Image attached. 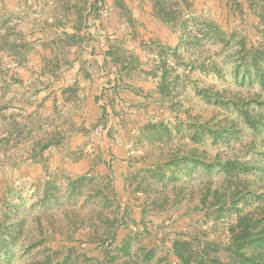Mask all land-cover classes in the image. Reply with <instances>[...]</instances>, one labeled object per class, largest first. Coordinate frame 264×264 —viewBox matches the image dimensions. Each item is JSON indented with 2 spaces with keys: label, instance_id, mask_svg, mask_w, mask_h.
Here are the masks:
<instances>
[{
  "label": "rangeland",
  "instance_id": "obj_1",
  "mask_svg": "<svg viewBox=\"0 0 264 264\" xmlns=\"http://www.w3.org/2000/svg\"><path fill=\"white\" fill-rule=\"evenodd\" d=\"M50 1L0 0V220L4 212L8 214L7 223L23 216L26 224L36 229L34 217L42 213L37 199L42 193L47 168L61 195L49 206L55 225L71 229L75 218L82 219L85 226L97 222L101 216L117 220L114 239H104L102 244L101 240L100 243L89 241L85 229L77 230L72 240L57 232L50 233L44 246L60 249L57 260L64 255V247L75 246L89 256L84 262L79 260L82 264H108L105 258L116 254L117 247L130 237L132 253L149 254L150 264H174L171 239L190 222L203 228L208 226L211 239L225 238L224 226L226 221L232 220L233 214L224 220L203 223L205 219L200 212L186 214L190 206L184 202L177 211L167 205L170 212L165 213L148 205L144 195L133 192L124 178L128 172L148 164L140 156L153 147L136 134L149 116L166 119L173 133L181 136V143L187 144L190 143L188 123L179 125L180 132L176 133L175 112L185 118V109H188L192 115L204 118L210 115L212 106L201 99L194 87L227 88L242 94L258 90L257 84L248 88L245 82L236 80L232 66L239 38H245L247 44L259 38L258 28L262 22L256 10L260 8V0L253 8L248 0H238L241 11L234 9L229 0H192L196 21H189L184 31L157 21L147 0H123L135 19L131 32L126 29L113 0H95L93 11L85 12L83 43L66 56L71 63L52 71L43 68L44 60L54 55L50 42L62 32L72 30L70 22H64L62 12ZM261 5L264 10V2ZM209 22H214L227 36L222 38L213 32L206 36ZM121 38L125 39V46L141 58L129 80L141 90V94L137 91L140 97L130 89L112 92L109 88L115 68L109 58L107 68L101 67L108 45ZM156 44L166 48L167 68L172 76L178 75L171 98L165 97L164 102L160 101L155 79L139 71L153 67L149 49ZM177 46L174 55L171 49ZM53 49L58 52L57 46ZM59 58L64 61L63 56ZM11 59L17 65L8 68ZM52 61H48L50 65ZM188 62H193L192 69L185 67ZM211 62L220 68V73L208 68ZM72 86H77V92H67L70 100L64 101L62 90ZM171 100L177 103L175 109L169 108ZM137 101L141 102L138 104L142 109L134 105ZM102 106L109 113L106 121H110L111 126H102L99 121ZM57 130L60 149L42 151L40 159L35 158L37 164L35 170L30 169L33 174L29 176L26 160L39 150L38 142L42 138ZM245 131L242 143H234L235 149L242 152L244 143L251 137L247 134L249 130ZM209 142L205 139L197 145L207 147L213 154L215 148ZM64 152H71V158L63 159ZM69 164L74 170L68 169ZM82 174H87L83 196L65 198L67 176L75 178ZM205 179L204 170L197 169L188 181L197 192L200 181ZM168 198H173L171 192ZM41 221L49 233L46 217L41 215ZM41 250L42 247H38L25 251L21 259H14L12 264H37L43 256ZM19 254L20 250L14 248L13 257Z\"/></svg>",
  "mask_w": 264,
  "mask_h": 264
},
{
  "label": "trees",
  "instance_id": "obj_2",
  "mask_svg": "<svg viewBox=\"0 0 264 264\" xmlns=\"http://www.w3.org/2000/svg\"><path fill=\"white\" fill-rule=\"evenodd\" d=\"M113 1L120 10V18H124L126 29L129 32L134 31L135 19L131 16L128 6L123 0ZM147 1L153 17L163 24L184 31L189 21H196L192 0ZM248 1L253 8L258 0ZM50 2L56 4V9L59 8L62 12L64 22H70L72 30L62 32L61 36L50 42V49L54 55L44 60L43 68L52 71V68L59 69L64 63H71L66 56L83 43L85 12L93 11L95 0H51ZM263 2L264 0L258 1L260 8L256 10L262 22V26L258 28L259 38L253 44H247L243 37L239 38L236 57H233L235 63L232 66L233 77L236 80L245 82L244 85L248 88L257 84L258 90L242 94L240 91L234 92L227 88L217 90L209 86L194 87L201 99L212 106L210 115L204 118L199 114L192 115L188 109H185V118H180L175 112L173 123L176 133L180 132L179 125L188 123L190 143L182 144L181 136L173 133L167 120L156 116H149L136 134L137 138L143 137L153 148L140 156L142 160H147V166L128 172L124 182L132 187L133 192L143 194L148 205L169 213L167 205L172 208L171 210L177 211L184 202V205L190 206L186 214L200 212L205 219L203 223H214L226 219L230 214L234 215L232 220L225 223V238L222 240L209 238L208 226L203 228L191 222L184 229L175 232L170 244V251L175 259L174 264H264V10L261 5ZM229 3L234 9L241 11L242 6L238 0H229ZM206 25L208 29L206 36L211 32L222 38L227 36V33L214 22ZM186 33L190 35L189 32ZM12 44L15 48L16 44L14 42ZM55 46L58 52L53 49ZM178 48L177 46L171 49L174 55ZM164 50L166 48L160 44L152 46L149 51L153 56V67L150 70L139 69L146 75L145 77L155 79L154 84L161 102H164L165 97L171 98L170 93L178 79V75L172 76L167 68ZM60 56L64 57L63 62ZM107 58L115 68V77L110 82L113 83L109 89L112 92H117L121 88L130 89L140 97L141 90L135 88L129 80L130 75L140 65L141 58L125 46L124 38L116 39L108 45L103 55L102 68H107ZM51 59L53 61L50 65L48 61ZM199 66L205 67L203 64ZM185 67L192 69L194 64L188 62ZM208 68L220 73V68L214 62H211ZM85 76L89 77V74L86 73ZM67 92L76 93L77 86L62 90L64 101L70 100L66 96ZM140 101L134 103L138 109L143 108V106L139 107ZM176 104L171 100L169 108L175 109ZM114 111L115 109L113 113L116 114ZM108 114L106 107L102 106L99 118L102 126L107 125ZM245 130H249L247 134L251 137L244 143L242 152L235 149L234 143H242L241 137L246 133ZM59 133L57 130L49 137L42 138L38 142L39 150L31 154L32 158L41 157L40 153L45 150L58 147L60 149V142L56 139ZM205 139H208L210 145L215 148L213 154L209 153L207 147L197 145ZM6 140L9 141V138ZM226 149L230 152H226ZM62 158H71V152H64ZM197 169L204 170L206 179L200 181L198 191L195 192L190 187L188 178H191ZM44 173L42 193L37 199V203L42 207V213L34 217L37 230L27 225L23 216L7 223L5 219L8 214L5 212L2 214L0 264H12L14 259H21L25 251L38 247H42L43 256L36 261L37 264H82L79 262L80 259L83 262L89 259L85 252L78 251L75 246H66L64 255L57 260L61 253L60 249L44 246L46 240L51 237L50 233L53 232L72 240L77 230L85 229L91 242L100 243L101 240L102 244L104 239H114L116 219L101 216L97 222L85 226L82 219L75 218L72 220L71 229L55 225L49 206L61 197L60 188H57L54 176L47 168ZM85 181L87 174L75 178L67 176L63 191L65 198L83 196ZM168 192L173 194L170 200H168ZM41 215L45 216L49 223V233L44 230ZM130 241V237L124 240L117 247L118 252L105 258V261L108 264H150L149 254L140 256L137 252H131ZM14 248H18L21 253L16 258L13 257Z\"/></svg>",
  "mask_w": 264,
  "mask_h": 264
},
{
  "label": "crops",
  "instance_id": "obj_3",
  "mask_svg": "<svg viewBox=\"0 0 264 264\" xmlns=\"http://www.w3.org/2000/svg\"><path fill=\"white\" fill-rule=\"evenodd\" d=\"M112 83H113V82H112ZM112 83H110V85H111ZM106 126H111V122L108 121ZM26 161H28L27 165L29 166V167L26 168V170H29L28 175L30 176V175L33 174V172H32L30 169H34V170H35L34 165H36L37 162H36V159H33V158H31V159L28 158V160H26ZM68 169H70V170L73 169V170H74L73 165L69 164V168H68ZM44 179H45V177H44Z\"/></svg>",
  "mask_w": 264,
  "mask_h": 264
},
{
  "label": "built area",
  "instance_id": "obj_4",
  "mask_svg": "<svg viewBox=\"0 0 264 264\" xmlns=\"http://www.w3.org/2000/svg\"><path fill=\"white\" fill-rule=\"evenodd\" d=\"M17 65V62L14 59H11L9 63L7 64L8 68H13Z\"/></svg>",
  "mask_w": 264,
  "mask_h": 264
}]
</instances>
